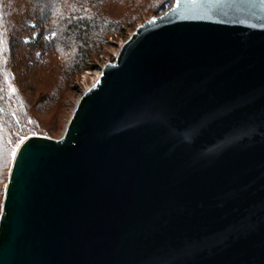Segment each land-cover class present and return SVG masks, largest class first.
Returning <instances> with one entry per match:
<instances>
[{
    "label": "water",
    "instance_id": "95a60500",
    "mask_svg": "<svg viewBox=\"0 0 264 264\" xmlns=\"http://www.w3.org/2000/svg\"><path fill=\"white\" fill-rule=\"evenodd\" d=\"M0 264H264V0H174L24 137Z\"/></svg>",
    "mask_w": 264,
    "mask_h": 264
},
{
    "label": "trees",
    "instance_id": "16d2710c",
    "mask_svg": "<svg viewBox=\"0 0 264 264\" xmlns=\"http://www.w3.org/2000/svg\"><path fill=\"white\" fill-rule=\"evenodd\" d=\"M173 1L50 0L43 4L0 0V143L18 146L32 134L51 136L36 110L56 91H48L32 103L22 90L21 68L42 67L52 73L58 67L66 76L74 75L109 37L122 34L142 15L158 13ZM19 46L26 50L17 53Z\"/></svg>",
    "mask_w": 264,
    "mask_h": 264
},
{
    "label": "rangeland",
    "instance_id": "374dc122",
    "mask_svg": "<svg viewBox=\"0 0 264 264\" xmlns=\"http://www.w3.org/2000/svg\"><path fill=\"white\" fill-rule=\"evenodd\" d=\"M50 0H35L37 3H48ZM170 5H165L162 11L158 13L152 12L144 14L136 21L133 26L126 27L122 34L109 37L105 43L100 47L98 52L89 56L85 61V67L82 71L75 73L74 75L66 76L62 68L59 70L57 67L52 73H48L46 69L42 67H34L31 70H24L21 68V81L22 90L25 96L32 101L36 102L37 99L48 91H56V94H52V98L43 100L40 107H37L36 115L44 122V127L49 131L52 138H58L62 135L67 121L78 101L81 94L98 78L101 74V67L107 62H112L117 54L120 46L127 40L130 34L133 33L137 25L142 24L145 20H148L152 16L160 15L163 11L167 10ZM37 36L34 33L33 38ZM47 37H50L47 36ZM25 40H29L26 37ZM19 49L26 50L21 46ZM47 98V96L45 97ZM49 98V97H48ZM47 98V99H48ZM39 111V112H38ZM43 111V112H42ZM46 136V135H45ZM17 145H10L7 147L4 143H0V208L4 192V185L6 182L5 176L8 170L10 159L14 153Z\"/></svg>",
    "mask_w": 264,
    "mask_h": 264
}]
</instances>
